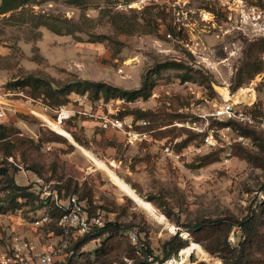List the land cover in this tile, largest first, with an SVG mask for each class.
<instances>
[{
    "label": "rangeland",
    "instance_id": "1",
    "mask_svg": "<svg viewBox=\"0 0 264 264\" xmlns=\"http://www.w3.org/2000/svg\"><path fill=\"white\" fill-rule=\"evenodd\" d=\"M221 7L220 0H32L19 7L12 20L7 19L10 13L2 15L1 86L12 89L11 83L16 79L36 74L57 81L76 78L104 81L132 90L141 86L147 72L150 88L145 98L92 103L86 96L71 93L65 105L83 110L91 104L95 112L107 117L123 115L135 120L143 116L156 127L147 140L129 144L122 132L102 128L97 119L83 115L67 119L60 127L55 125L58 131L51 130L31 115L26 105V109L14 112L19 126L3 120L15 126L18 137L23 139L15 151L16 159L12 157L26 170L25 173L15 170L16 183L30 184L43 197L54 201L56 195L61 199V193L55 192L61 177L71 180L72 186L77 184L78 195L82 189L87 192L103 221L132 224L140 241L148 242L160 262H165L160 260L162 242L179 231L188 241L184 248L193 242L206 253L203 257L193 252L180 264L198 261L223 264L217 253L205 248L215 246L220 236L200 244L179 227L196 217H218L226 211L243 217L246 207L254 201L255 192L264 184V167L258 166L253 157L262 154L259 146L264 143L262 131L257 129L250 136L249 145L233 142L232 156L225 161L221 148L205 147L200 133L192 129L193 122L197 126L201 123L198 115L210 112L214 105L228 98V93L234 102L239 98L234 94L243 92L248 99L239 98L240 105L248 103L250 92L259 99L260 107L263 103L264 83L257 91L251 87L259 78L257 74L264 71V52L259 55L261 70L235 92L230 91V79L243 58L245 45L230 58L229 51L222 48L223 36L216 35L225 19ZM63 18L78 25L79 30L68 33L64 26L60 33H55L45 24L58 26V19ZM192 24H195L193 34ZM97 35L109 38L92 40ZM226 57L228 61H222ZM163 62L186 68L168 67L152 72L156 64ZM182 73H188L190 79L181 80ZM22 89L32 98L42 100L29 88ZM8 100L24 103L15 96ZM165 146L179 157L166 154ZM95 159L106 169L97 166ZM32 162L41 166L43 182L26 169V164ZM107 170L150 202L165 221L137 204L132 193ZM62 198L65 199L64 195ZM80 203L89 207L86 199ZM26 209L0 213V251L7 249L13 236L33 239L40 248L58 242L59 234L51 230L54 223L35 224L42 212ZM238 233L233 229L229 234L232 245L236 244ZM98 243L91 241L84 251H93ZM182 249L173 256L177 260L185 257ZM124 255L121 247L112 251L107 260H119Z\"/></svg>",
    "mask_w": 264,
    "mask_h": 264
},
{
    "label": "trees",
    "instance_id": "2",
    "mask_svg": "<svg viewBox=\"0 0 264 264\" xmlns=\"http://www.w3.org/2000/svg\"><path fill=\"white\" fill-rule=\"evenodd\" d=\"M32 0H0V14H8L7 19L15 18V11L19 7L27 4ZM76 2L77 0H73ZM24 22V20H21ZM60 25L55 26L51 23L47 24L48 28L55 33H60L62 28L67 27L68 33L79 30L78 25L73 24L69 19H58ZM106 35H97L92 40L100 41L101 39H108ZM264 52V37L247 43L244 47L243 58L240 61L236 71L230 79V91L235 92L237 88L247 79L252 78L262 68V63L259 55ZM186 68L174 62H163L155 65L152 72H159L164 68ZM188 73L180 75L181 80L190 79ZM150 74L147 72L143 75L142 84L137 89L127 90L118 86L111 85L104 81H95L89 79H66L53 80L47 79L40 75L28 74L22 78L13 81V88H29L33 95L41 97L42 101L51 108L63 106L68 101V96L71 93L86 96L92 102H106L111 99L119 98L130 102L138 98H145L148 93ZM122 118L123 115H117ZM70 119V118H69ZM134 120V119H133ZM143 120L145 125H135L134 129L137 131H145L149 135L156 131V127L150 124L149 119L143 116L135 117L134 122ZM231 124L239 129V132L247 137L252 136L256 128H250L235 122H223L220 125ZM70 135V134H69ZM202 137V134H200ZM22 138L18 137V129L0 120V213L6 214L26 207L27 211L39 214L44 212L49 216V222L52 221L53 230L56 234H60L61 230L56 225L58 218L64 213V208H60L54 201H49L47 197H43L29 184L21 185L15 181V170L17 166L10 162L8 158H15V151L19 150L22 143ZM262 154L254 155V161L258 166L264 167V143H259ZM73 146L71 150H73ZM70 150V151H71ZM233 150V149H232ZM23 161L24 153H21ZM15 161V160H14ZM26 169L32 171L38 176V180L44 181L42 177V168L39 164L32 162L26 164ZM193 166V165H191ZM37 180V181H38ZM264 191V184L262 185ZM56 194L61 193L65 199L77 194V184L72 186L71 180H62L61 184L55 189ZM64 199V200H65ZM77 201L86 199L88 208L83 209L87 211L89 216L95 215L98 209L92 204L91 198L83 189L76 197ZM169 214V212H166ZM48 222V223H49ZM180 229L184 230L190 239L197 243H204L208 240H214L220 236L218 243L211 247H205L210 253H217L223 264H264V200L257 202L253 201L246 207V213L243 217H236L230 211H226L223 215L218 217L199 216L190 222L180 223ZM133 225L130 223H120L117 221H104L103 225L92 229L76 240L71 241L69 248L72 254L67 258L66 264H82L92 263L97 261L99 264H106L111 262L108 259L109 254L118 249L123 248L127 257L133 258V264H150L146 260L140 259L136 254L137 246L131 244L128 234L125 232L131 230ZM233 229L238 230V238L236 244L232 245L229 241V234ZM128 233V232H127ZM236 234V233H235ZM98 240L99 243L93 251L86 252L84 247L91 241ZM140 241V239H139ZM142 244L140 249L142 254L150 255L158 260L153 254L147 241H140ZM188 244V241L179 235V231L164 240L161 244L162 260H166L179 253V251ZM92 256L93 259H92ZM80 259L82 261H80ZM159 261V260H158ZM160 262V261H159ZM195 264H208L205 261H198Z\"/></svg>",
    "mask_w": 264,
    "mask_h": 264
},
{
    "label": "built area",
    "instance_id": "3",
    "mask_svg": "<svg viewBox=\"0 0 264 264\" xmlns=\"http://www.w3.org/2000/svg\"><path fill=\"white\" fill-rule=\"evenodd\" d=\"M228 1L220 0L222 6L220 11L225 19L219 24L216 35L218 38H221L220 35L223 36L222 48L229 51L230 58L231 56L235 57L247 42L264 37V0H253L251 2H248V0H231V3ZM224 37H226L225 40ZM229 58L226 57L222 61H228ZM257 77H259L258 80L252 82V91H257V87L263 85L264 71L257 74ZM225 88L229 91L228 85ZM14 96L24 101L28 107V112L37 117L43 126L54 131L58 130L53 125L60 127L67 119L75 115H83L91 119H97L102 128L122 132L129 144L144 141L150 137L147 132L134 129L135 125H145L146 121L134 122L129 116L122 118L117 116L107 117L95 112L91 104L83 110L67 105L51 108L42 100L34 99L29 94H25L22 88L11 89L0 85V98L10 99ZM258 100L254 96L252 102L240 105L242 103H238L239 100L233 102L230 97L223 99L221 103L214 105L210 112L199 114L201 123L197 126L193 122L192 129L202 134L205 147L209 149L221 148V158L227 161L232 156L231 145L233 142L249 145L251 139L241 134L239 129L231 124L220 126L219 124L232 121L250 128H256L264 133V94L261 99L263 100L262 107L258 105ZM6 112L5 104L0 101V120L6 117ZM164 151L166 154L173 155L174 158L179 157L169 146H165ZM8 160L25 173V168L17 164L12 157ZM53 200L55 204L65 210L56 222L61 230L58 242L40 248L33 239L13 236L7 249L0 251V264H66L67 258L72 254V250L68 249L71 241L96 227L102 226L104 223L100 212L89 216L75 196L62 200L56 195ZM262 200H264V191L260 189L255 192V204ZM47 221H49V216L42 212L38 215L35 224ZM127 234L131 244L137 246L136 254L140 259L146 260L150 264L181 263V260H177V257H170L165 262H159L150 255L142 254L140 249L142 244L136 231L131 229ZM80 261L82 260L80 259ZM133 263V258L123 256L119 260H113L106 264Z\"/></svg>",
    "mask_w": 264,
    "mask_h": 264
},
{
    "label": "bare ground",
    "instance_id": "4",
    "mask_svg": "<svg viewBox=\"0 0 264 264\" xmlns=\"http://www.w3.org/2000/svg\"><path fill=\"white\" fill-rule=\"evenodd\" d=\"M243 89V88H242ZM241 89V90H242ZM243 93V92H242ZM244 96V94H243ZM248 99V98H247ZM55 126V125H53ZM95 164L103 169H106V167L100 162L97 161L96 159L94 160ZM108 171V170H107ZM108 173L115 179V181H118L122 186H124L128 191H130L132 193V196L134 198V200L137 202V204H139L142 208H144L145 210H147L149 212V214H151L153 217H155L156 219L160 220V221H165V218L163 215H161L153 206L150 202L146 201L145 199L141 198V196H139V194L135 193L131 187L124 182L121 178H119L116 174H114L112 171H108ZM198 253L200 255H202L203 257L206 256V253L204 252V250L202 249V247L199 244L190 242L189 246H187L186 248L182 249V253H184V258L182 259L181 263L184 262V260L186 259V257H189V255L191 253ZM181 253V254H182ZM215 263V262H214Z\"/></svg>",
    "mask_w": 264,
    "mask_h": 264
},
{
    "label": "crops",
    "instance_id": "5",
    "mask_svg": "<svg viewBox=\"0 0 264 264\" xmlns=\"http://www.w3.org/2000/svg\"><path fill=\"white\" fill-rule=\"evenodd\" d=\"M6 16L7 14H0V17L1 16ZM8 16V15H7ZM194 25L195 24H192V26L190 27V29H191V33L193 34V32L192 31H194ZM240 89H242V88H240ZM242 94H244V93H236V94H234L235 95V97L236 98H240V99H242V101L243 100H246L247 98H245V97H243V95ZM247 94V93H246ZM249 94V98H250V100H248V101H246V102H248V103H250V102H252V100H253V95H252V93L250 92V93H248ZM228 97H229V94H228ZM238 98V99H239ZM237 99V100H238ZM0 101L1 102H3L4 104H5V108H6V117L5 118H3V119H1L2 121L4 120V119H7L8 121H10V122H13L16 126H19V121L17 120V118H15V111L16 110H24V109H26L27 107H26V104H24V103H22V102H19V101H17V100H8V99H2V98H0ZM240 101V100H239ZM72 153V152H71ZM30 171V170H29ZM31 172V171H30ZM33 173V172H32ZM34 174V173H33ZM21 185H26V183H21Z\"/></svg>",
    "mask_w": 264,
    "mask_h": 264
}]
</instances>
